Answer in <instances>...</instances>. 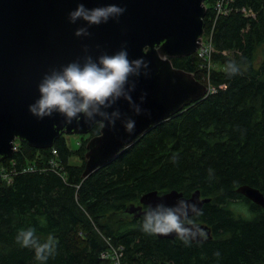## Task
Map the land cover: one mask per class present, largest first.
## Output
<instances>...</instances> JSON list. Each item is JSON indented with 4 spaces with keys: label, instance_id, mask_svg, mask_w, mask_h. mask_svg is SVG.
<instances>
[{
    "label": "trees",
    "instance_id": "1",
    "mask_svg": "<svg viewBox=\"0 0 264 264\" xmlns=\"http://www.w3.org/2000/svg\"><path fill=\"white\" fill-rule=\"evenodd\" d=\"M204 3L212 65H203L197 52L172 63L210 81L213 92L145 131L89 176L82 174L88 135L75 148L64 133L49 148L16 139L13 155L0 161V264H40L34 249L16 241L28 228L40 243L58 241L46 264H110L102 253L111 244L122 245L124 264H264V206L238 192L250 184L264 194V0H231L225 14L213 0ZM259 49L263 58L255 63ZM153 189L184 196L199 189L210 197L202 214L189 218L208 224L212 237L185 245L146 234L144 218L124 209Z\"/></svg>",
    "mask_w": 264,
    "mask_h": 264
},
{
    "label": "water",
    "instance_id": "2",
    "mask_svg": "<svg viewBox=\"0 0 264 264\" xmlns=\"http://www.w3.org/2000/svg\"><path fill=\"white\" fill-rule=\"evenodd\" d=\"M79 3L86 8L117 4L126 11L118 19L110 18L99 25H88L82 19L72 23L69 13ZM205 13L204 0H0V161L13 155L16 139L35 148H49L63 133L87 134L98 124L85 123L83 118L79 123L73 120L65 124L58 113L41 119L29 111V105L39 97L38 84L46 73L73 61L83 63L85 56L96 59L126 47L129 59L143 57L149 63L148 69L141 68V75L130 76L124 85L132 97L131 104L121 95L100 106L116 122L111 126L105 121L106 127L88 139L83 176H89L183 106L201 100L206 95V83L194 72L174 66L172 57L198 51L205 33ZM79 27H86L90 35L76 36ZM117 111L119 116H114ZM94 118L100 119L96 114ZM128 118L135 121L131 134L124 127ZM200 192L196 189L184 196L177 189L165 194L153 189L141 195L140 204L131 203L124 212L144 218L149 205L163 202L171 206L180 198L201 210L210 197L203 198ZM238 192L264 206V194L258 187L243 184ZM194 222L204 230L206 239L212 237L208 224Z\"/></svg>",
    "mask_w": 264,
    "mask_h": 264
},
{
    "label": "clouds",
    "instance_id": "3",
    "mask_svg": "<svg viewBox=\"0 0 264 264\" xmlns=\"http://www.w3.org/2000/svg\"><path fill=\"white\" fill-rule=\"evenodd\" d=\"M125 11V8L117 4L86 8L83 3H79L70 11L69 20L75 23L82 19L88 25H99L106 23L110 18L118 19ZM75 35L87 36L90 33L86 27H79ZM148 63L143 57L129 59L126 47L111 55L101 54L96 59L85 56L83 63L70 62L61 69H53L43 76L38 84L39 97L29 105V111L41 119L58 113L64 118L65 124H70L73 120L79 123L83 118L85 123H98L101 128L106 127L105 121L107 125L114 126L115 119L108 118L100 106H107V103L121 95L131 104L132 97L124 91V85L128 83L130 76H140L141 68L148 69ZM229 67L233 73L238 71L234 65ZM144 74L147 75V72ZM141 99H144L143 95ZM136 112H140L138 107ZM94 114L100 119H95ZM113 115L119 116V112ZM134 126L135 121L131 118L124 121L125 131L129 134L134 131ZM190 214L200 215L202 212L195 203L182 198L171 206L163 202L155 206L149 205L144 214L142 230L148 235L174 234L185 245L197 237L206 239V233L189 218ZM16 241L21 247L34 249L35 258L40 264H46V261L56 254L58 241L49 237L46 242L40 243L34 228L19 230ZM216 255L219 256V253Z\"/></svg>",
    "mask_w": 264,
    "mask_h": 264
},
{
    "label": "built area",
    "instance_id": "4",
    "mask_svg": "<svg viewBox=\"0 0 264 264\" xmlns=\"http://www.w3.org/2000/svg\"><path fill=\"white\" fill-rule=\"evenodd\" d=\"M231 0H213V5L216 8V12L225 14L227 12H230L233 7L231 5ZM212 35L210 33H207L203 35V38H201V45L199 46V49L197 51V56L202 57L205 61H203V65L206 64L207 66L212 65V52L215 51V46L213 42L211 41ZM216 89L215 85H212L210 81L207 84V90L206 92H213V90ZM18 148V143L15 141V147L14 149ZM1 171V170H0ZM1 173V172H0ZM122 245H110L105 249V252L102 253L103 258H109L110 264H124L122 263L123 259V252H122Z\"/></svg>",
    "mask_w": 264,
    "mask_h": 264
},
{
    "label": "rangeland",
    "instance_id": "5",
    "mask_svg": "<svg viewBox=\"0 0 264 264\" xmlns=\"http://www.w3.org/2000/svg\"><path fill=\"white\" fill-rule=\"evenodd\" d=\"M262 51H263V49L257 50V52H256L257 55H256V58H255V63L260 62L261 58H263ZM64 135L67 138V141H68L69 145H71V147H73V148H75V146L78 145L77 142H79V140L81 139V136H85V137L87 136L84 133H74V134H72V133H64ZM76 159H77V157L75 159H73V161H75ZM236 207H237V210L242 211L243 214L247 211L245 206L242 207L241 205L240 206L239 205H236Z\"/></svg>",
    "mask_w": 264,
    "mask_h": 264
},
{
    "label": "flooded vegetation",
    "instance_id": "6",
    "mask_svg": "<svg viewBox=\"0 0 264 264\" xmlns=\"http://www.w3.org/2000/svg\"><path fill=\"white\" fill-rule=\"evenodd\" d=\"M92 132V131H91ZM91 132H88V134H86V135H88L89 137L90 136H92V135H94V134H91ZM85 134V133H84ZM144 207H147L146 205H144Z\"/></svg>",
    "mask_w": 264,
    "mask_h": 264
}]
</instances>
